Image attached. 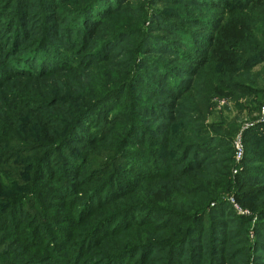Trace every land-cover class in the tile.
I'll return each mask as SVG.
<instances>
[{
    "label": "trees",
    "instance_id": "1",
    "mask_svg": "<svg viewBox=\"0 0 264 264\" xmlns=\"http://www.w3.org/2000/svg\"><path fill=\"white\" fill-rule=\"evenodd\" d=\"M42 1L40 36L13 62L12 75L42 81L63 71L75 82L101 71L103 78L73 89L44 88L49 97L43 101L0 97V223L9 236L28 239L18 223L25 215L38 219L36 228L47 222L56 233L62 224L105 227L114 236L137 228L136 240L115 256L129 264L150 258L183 264L187 243L206 237L213 252L207 264H214L225 255L224 229L233 220L244 235L253 231L248 251L264 249L257 239L264 238V124L253 118L241 131L240 163H234V125H205L211 95L237 105L264 93V0H146L165 10L148 14L141 6V22L130 18L134 0ZM10 32L16 35L15 25ZM129 38L136 46L126 62L114 63ZM67 58L68 66L57 68ZM153 182L166 186L151 196L154 204L103 210ZM229 198L253 217L237 215ZM52 199L61 203L49 204ZM65 207L68 214H61ZM196 249L190 251L196 261L186 264H203Z\"/></svg>",
    "mask_w": 264,
    "mask_h": 264
},
{
    "label": "rangeland",
    "instance_id": "2",
    "mask_svg": "<svg viewBox=\"0 0 264 264\" xmlns=\"http://www.w3.org/2000/svg\"><path fill=\"white\" fill-rule=\"evenodd\" d=\"M145 1L146 0H134L132 2L128 0H119V4H122V2H132V6L136 7L134 9L135 16L131 15L130 17L133 22H141V13L143 7H146L148 9V14H151L150 12L155 10H165L164 7H157V9H155L156 7H149L145 5V3H143ZM149 2L154 1L151 0ZM43 4L44 2L42 0H0V97H4L6 99L7 96L12 95L11 98L15 96L13 99L18 100L19 98H23V95L25 94L29 97L35 96L38 101H43L49 97L48 95H46V98L44 99V88L48 91L49 88L55 90L61 85H66L69 86L70 89H73L81 82H84L85 85H92L100 82V80L103 78V72L101 71H92L87 75L86 78L83 77L81 80H77L75 82L71 80V78L69 77V73L65 74L63 71L58 72L56 75L49 79H43L42 81L41 79H37L38 77L32 78L30 75L27 76L26 74H23L25 76L21 78H16L12 75L13 72H15L13 69V62L17 58L25 55L28 50L32 48L33 42L36 41L37 38L35 36L37 32L40 36V31L38 30L43 26L41 17V14L44 10ZM147 24L148 23H146L145 25ZM13 25H15L17 32L15 36L10 32V28ZM59 26H61L60 23ZM155 34L161 33L158 32ZM52 40L55 41V45H57V47L62 46V44H60V42L57 41L56 38H52ZM14 42L15 44L13 45ZM120 46L121 49L117 50L118 53L116 55V57H120L117 60L112 59L116 64L121 63L122 61L126 62V56L129 55V52L133 51V48L136 45L129 38ZM64 52H66L67 54V49L65 47ZM61 62L56 64L57 68L61 69L63 68V66H65L66 68V66H68L69 64V59L67 58V60ZM113 66L115 65L113 64ZM30 68L37 67L36 65H30ZM15 78L19 85L18 83H13V81H16L14 80ZM4 83L6 84L3 85ZM8 85L11 86L10 89L8 88ZM217 97H220L219 100H227V105L218 107L217 104L213 102L214 98L218 99ZM228 98L229 97L224 99V97L222 98V96L219 95H211L210 101L212 99V102H210V104L212 106L209 107L210 114L208 116L207 122H205V125L208 126L212 123L232 124L238 131L237 134H239L241 131L243 132L244 130L250 128L246 126L250 124L253 118L259 117V109L264 99V93L258 99H250L248 101L247 99L243 98L238 101L237 105L234 104L235 102L232 99ZM258 102L260 104L256 108V103ZM140 120L146 119L141 118ZM148 124L149 123H145V126L148 127ZM160 124L164 123L160 122ZM156 125L158 126V124L154 123V121L151 122V126H153L154 128L157 127ZM211 132L213 131L211 130ZM2 147L3 144H0V148ZM102 155L103 153H100L95 157V160L98 164L103 160ZM24 162H28L26 166H31V162H33V160L30 158H26L24 159ZM240 162L241 160L238 163ZM234 163H237L235 159ZM156 182L143 185L140 188L139 192L126 197L120 205L114 204L113 207L117 205L116 208H106L103 210L111 213L113 211L115 212V210H122L127 206H132V204L141 206L154 204L151 196L155 194V191L157 189L166 188L165 185ZM42 186L43 190L48 189L46 185ZM52 196V198H55L57 195ZM231 199L233 200V198H229L228 200L230 204H232L230 201ZM253 202L259 205L262 204L261 201H258V198ZM60 203V200L54 201L52 199L49 201V204ZM234 204L236 203L234 202ZM236 206L242 212V214H240L237 210L234 209L237 215L253 217V214L251 215L248 209H243L237 204ZM45 209L48 211L51 210L49 208ZM53 210L55 212L58 211V209ZM63 210L64 211H62L61 214H68L66 213V207ZM18 219L19 225L21 227H24V230L27 231L28 239L26 241H20L19 238L16 239L13 236H9V234H11L9 233L11 232V229H8L9 227L7 226V224L0 223V264H106L108 258H116L115 256L118 254V252L123 250L125 244L128 245L136 240L138 235L137 232L139 230L137 228H133L132 232L130 233H123L122 230L121 232H119V235L114 236L111 234L112 231L108 228L104 229L105 227L100 230H94L91 225L81 226L78 228L72 227L70 224H62L60 227L61 232L56 233L52 229L51 225H49V223L47 222H45V224H40V228H36V226H38V219H36L35 217L28 218L25 215L23 218L19 216ZM122 220H124L125 223H129L131 221L129 217H123ZM21 222L23 224H20ZM226 222L227 226H225L227 228L224 229L226 231V236L223 237L225 238V240H227V243L223 247L225 250V255H217L216 257H214V260L216 261L214 264H218L220 262H223V264H264V249L256 251L254 248H250V250L248 251L249 247H251L252 241L254 240L253 231L250 229V231H248V234L246 233V235H244V231H242L241 228L242 226H240L238 222L233 220ZM30 228L34 229L33 233L32 231H30ZM224 230L223 232H225ZM68 232H70L71 235H69ZM102 232H108L109 236H107V238L104 237L105 235L103 236L102 234H100ZM46 236L47 238L45 239ZM124 236H126L127 239L124 238ZM257 239L264 240V238L260 235H257ZM208 246L209 242L206 241V237H204L202 244H195L192 243V241L188 242L184 248L185 253H181L184 254L183 260L185 261L183 262V264L196 261V256L193 257L190 252L191 248L193 247L197 248L196 250L198 254L196 255H198L200 260H202L203 264H207V262L210 261V256L213 253L208 248L206 250V247ZM25 251L28 252V256L24 255ZM39 251L40 253L38 257H34L33 253ZM41 256H43V258L38 259ZM152 257H160L158 259H162V257H165V253H155L152 255ZM136 258H138V255ZM124 259L125 258L121 257L109 262H111V264H119L124 262H126V264H129L128 261H125ZM146 264L163 263H161L160 261L159 263L157 261L154 262V260H151L150 258Z\"/></svg>",
    "mask_w": 264,
    "mask_h": 264
},
{
    "label": "built area",
    "instance_id": "3",
    "mask_svg": "<svg viewBox=\"0 0 264 264\" xmlns=\"http://www.w3.org/2000/svg\"><path fill=\"white\" fill-rule=\"evenodd\" d=\"M213 102L215 104H217L218 107L227 105V100H219V99L214 98ZM257 119H258V122L260 124H264V99H263L262 104L260 106L259 117ZM250 126H252L251 123L248 124L246 127H250ZM233 149L235 152L234 158H235L236 162L238 163L241 160L242 154H243V146H242V142H241V132L239 134H237V136L233 140ZM230 201H231L234 209L237 210L240 214H242V212L238 209L236 204H234L233 200L231 199ZM245 213H247V212H245Z\"/></svg>",
    "mask_w": 264,
    "mask_h": 264
}]
</instances>
